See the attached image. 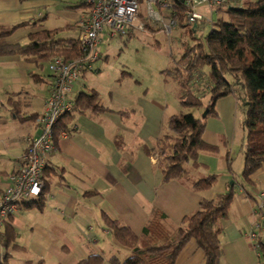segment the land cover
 Returning a JSON list of instances; mask_svg holds the SVG:
<instances>
[{"label": "crops", "instance_id": "0c3cea01", "mask_svg": "<svg viewBox=\"0 0 264 264\" xmlns=\"http://www.w3.org/2000/svg\"><path fill=\"white\" fill-rule=\"evenodd\" d=\"M246 1L253 2L229 0L227 6L238 9ZM86 12L82 0H0V29L44 20L43 30L45 24L53 23L46 31L74 27L73 32L61 35L75 34L78 40V24ZM22 31L30 32L21 29L17 33ZM33 67L20 58L0 59V93L8 97L20 95V100L27 103L23 122L15 118L11 104L9 110L5 109L9 116H0V195L16 171V154L27 149L29 139L41 135L34 117L42 112L51 81L42 86V97L27 93V86L32 82L30 75L35 74ZM75 90L73 97L95 91L93 85L86 86V75ZM148 95L149 89L145 95H138L137 102L124 98L120 101L121 109L115 111L106 107L114 114L95 119L76 117L69 138H61L49 156L44 175L43 211L22 208L19 216L12 219L18 243L27 252L14 255L12 264L16 260L22 264L32 261L80 264L93 256L103 257L105 264L112 259L124 264L131 252L117 243L106 227V218L139 237L154 211L163 213L177 227L199 210L203 199L213 201L231 189L235 197L220 236L223 247L220 264H263L250 236L256 232L259 221L257 207L264 191H259L257 186L261 183L264 186V168L251 183H245L242 179L244 130L242 140L238 145L235 143L238 128L243 129L246 112L243 100L241 104L235 96L219 101L216 118L206 121L204 142L220 150L217 154L201 153V167L193 169L188 165L186 170L194 181L215 175L219 183L209 193L200 195L179 183L164 185L156 169L157 160L147 154L165 133L167 120L175 116L168 114L165 103L151 101ZM3 257L1 249V262ZM176 264H205L204 254L191 242Z\"/></svg>", "mask_w": 264, "mask_h": 264}, {"label": "trees", "instance_id": "16d2710c", "mask_svg": "<svg viewBox=\"0 0 264 264\" xmlns=\"http://www.w3.org/2000/svg\"><path fill=\"white\" fill-rule=\"evenodd\" d=\"M175 3V21L178 27L187 30L184 36L186 41L181 45L179 59L174 61L172 69L162 73V77L166 85L175 86L176 100L182 111L167 120L165 133L153 150H147V154L157 160L156 169L164 185L179 183L200 195L212 191L219 183L218 176L194 181L186 167L190 165L193 169H199L201 153L219 152L220 147H212L204 142L206 121L216 118L217 103L235 97L234 88L239 87L247 103L243 121L242 179L245 183H251V179L264 168V0L243 2L238 9L227 6L228 2L227 8L225 6L219 10L218 22L211 33L200 39L195 37L197 29L186 25L187 11L184 6L178 1ZM43 22L24 23L12 29L1 28L0 59L20 58L42 71L56 59L72 62L83 58L78 40L61 38L62 33L73 32L74 27L46 31L41 26ZM21 29L31 32L27 37L29 44L10 43ZM131 38L132 34L129 35ZM204 71L207 74H202ZM201 75H205L203 85ZM30 78L42 85L51 81V78L43 79L40 75H30ZM8 102L14 105L15 118L23 122L27 103L20 100V95L10 96ZM186 110L205 111V115L203 119H198L185 113ZM107 113L114 114L103 105L96 91L81 94L76 98L72 113L65 115L57 125L54 145L61 141L62 134L72 132L76 117L95 119ZM117 114L124 116L123 113ZM234 197L235 192L231 189L213 201L203 199L199 210L186 217L177 227L169 223L163 213L154 211L139 237L107 218L106 227L117 243L131 252V257L124 264H176L191 242H195L203 252L205 264H220L223 257L220 236L223 234V224L229 219ZM44 207L43 193L37 200L22 205L21 209L42 212ZM12 223L13 220L9 219L4 232L0 234V245L4 252L0 264H11L16 254H27L18 243ZM260 245L258 253L264 264V245ZM25 264L45 263L32 261ZM80 264H105V260L101 256H93ZM109 264H119V261L112 259Z\"/></svg>", "mask_w": 264, "mask_h": 264}, {"label": "built area", "instance_id": "2783aa9c", "mask_svg": "<svg viewBox=\"0 0 264 264\" xmlns=\"http://www.w3.org/2000/svg\"><path fill=\"white\" fill-rule=\"evenodd\" d=\"M180 2L187 11L186 25L198 28V23L212 25L211 20L196 13L199 7H207L211 16H218L229 0H84L86 14L79 21L78 42L83 52L80 60L67 62L56 59L48 66L51 82L48 95L43 101L42 112L37 115L36 125L41 135L28 140L24 152L16 154V171L9 177L8 188L0 195V234L9 219L19 216L21 206L41 197L44 192V174L48 168L49 156L54 150L55 129L62 118L71 114L77 97H73L83 77L93 74L94 65L101 60L100 50L105 49L102 36L110 40L127 37L130 32H144L145 25L139 24L141 3L149 21L160 24L161 29L171 34L177 27L175 21L176 3ZM61 138L68 139L69 133ZM259 221L256 232L250 238L256 252L264 245V194L257 207ZM260 234V236H259ZM261 239V243H260ZM1 252V245H0ZM260 257V255H259ZM1 263V261H0Z\"/></svg>", "mask_w": 264, "mask_h": 264}, {"label": "rangeland", "instance_id": "374dc122", "mask_svg": "<svg viewBox=\"0 0 264 264\" xmlns=\"http://www.w3.org/2000/svg\"><path fill=\"white\" fill-rule=\"evenodd\" d=\"M252 1L254 3L259 2V0ZM82 2L84 3V0ZM144 5L145 2H142L138 22L139 24L147 26L144 32H130L132 34L131 39H129L130 34L127 37L117 38L115 40H110L106 35L102 36L106 48L100 50L101 60L94 65L93 74L86 75V86L93 85L94 90L100 95L103 105L114 111L121 109L120 101L124 98H128L132 102H137L138 95H145L149 89V100H161L166 104L170 112L168 114L171 115L173 113L176 115L182 111L175 97L176 89L173 85H170L171 87L169 89L166 87L162 73L172 69L174 61L179 59L181 45L186 41L185 34L187 30L179 26L174 28L171 34H167L161 29L160 24L149 21ZM196 13L202 18L212 21V25H206L202 22L198 23V30L196 31L195 37L199 39L205 38L211 33L219 17L211 16L210 10L205 6L197 8ZM52 26L53 23L50 22L44 25V29H51ZM30 33L27 31L19 32L10 40V43L26 46L29 44L27 37ZM61 38L77 39V36L75 34L64 35ZM33 68H35L34 75H40L43 79H49L50 72L48 71V65L42 71L35 66ZM202 74L207 73L204 71ZM204 76L201 75L200 78L202 85L204 84ZM30 80L32 82L27 86V93H32L35 97H42L44 95V90H42L43 85L36 84L31 78ZM234 89L237 99L240 103L243 100L244 107L246 106L247 110V103L241 89L239 87H235ZM87 93L89 92L87 91ZM75 94L76 96L78 94L76 90ZM8 98L7 94L0 93V116L5 118L9 116L5 114V109H10ZM179 110L180 112H178ZM204 112L185 111V113L191 114L196 118L202 116L200 119H203ZM242 137L243 129L240 126L235 134V143L237 145L242 140ZM257 187L259 191H264L262 183ZM17 261L13 264H22L17 263Z\"/></svg>", "mask_w": 264, "mask_h": 264}]
</instances>
